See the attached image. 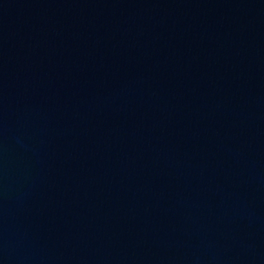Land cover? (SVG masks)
Listing matches in <instances>:
<instances>
[{"label":"water","instance_id":"water-1","mask_svg":"<svg viewBox=\"0 0 264 264\" xmlns=\"http://www.w3.org/2000/svg\"><path fill=\"white\" fill-rule=\"evenodd\" d=\"M0 264H264V0H0Z\"/></svg>","mask_w":264,"mask_h":264}]
</instances>
